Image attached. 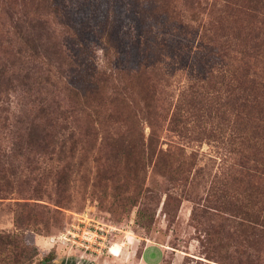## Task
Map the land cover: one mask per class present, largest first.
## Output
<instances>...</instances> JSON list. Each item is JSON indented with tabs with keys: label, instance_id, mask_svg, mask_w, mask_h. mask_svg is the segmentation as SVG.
<instances>
[{
	"label": "rangeland",
	"instance_id": "rangeland-1",
	"mask_svg": "<svg viewBox=\"0 0 264 264\" xmlns=\"http://www.w3.org/2000/svg\"><path fill=\"white\" fill-rule=\"evenodd\" d=\"M213 1L216 6L223 4ZM236 3L247 12V0ZM145 5L139 0H0V63L14 68L13 55L22 48L14 26L35 24L36 20L50 24V43H60L71 57L79 55L83 67L90 66L91 59L100 63L108 50L107 39L116 51L121 40L139 39L143 44L136 53L150 62L157 56L174 76L168 87L159 86L162 103L174 102L185 78L201 72L199 76L206 75L180 60L192 52L206 56L211 49L199 39L207 19L201 11L203 0H175L174 6L183 16L180 22L151 14L152 8ZM220 17L212 16L211 22L220 18L235 28L246 16ZM65 22L78 31L75 39L64 37L72 34L70 30L65 33ZM174 40L181 42L176 49L171 47ZM69 73L75 76V68ZM205 92L211 94L208 86ZM4 100L8 112L2 115L12 122L27 108L29 98L17 88ZM83 116L76 132L79 145L51 163L70 169L59 173V179L68 175L66 184L56 187L52 182L47 158L27 169L22 158L0 156V170L5 175L0 191V264H264V237L256 235L261 228L249 221L253 216L251 198L234 180L240 168L224 145L205 137L192 142L185 154L188 165L182 169L174 165L171 180L163 179L158 169L139 170L132 165L121 168L120 178L107 180L118 171L105 162L106 147L99 146L107 134L94 139L100 153L90 150V120ZM144 132L147 135L149 128ZM136 134L126 137L135 140ZM181 140L164 132L161 144L166 148ZM3 141L1 149L6 153L10 144L6 137ZM18 165L20 172L13 178L11 171ZM38 166L41 169L33 170ZM42 168L46 169L43 174ZM143 174L147 176L143 188L152 193L130 197L127 202L112 198L123 176L132 190ZM33 189L39 192L33 193ZM61 199L65 205L56 207L54 200Z\"/></svg>",
	"mask_w": 264,
	"mask_h": 264
},
{
	"label": "trees",
	"instance_id": "trees-1",
	"mask_svg": "<svg viewBox=\"0 0 264 264\" xmlns=\"http://www.w3.org/2000/svg\"><path fill=\"white\" fill-rule=\"evenodd\" d=\"M139 1L152 8L151 14L172 21L183 19L174 6L175 0ZM220 1L223 4L216 6L213 0H203L201 9L207 19L201 25L199 39L200 44L211 48L209 54L192 52L180 57L183 65L205 71L206 75L199 76L201 72L185 78L174 102L165 105L160 99L159 86L168 87L174 76L165 70L157 56L150 62L136 53L143 44L141 40H121L116 51L107 39L108 50L100 63L94 64L91 59L87 62L90 66L83 67L79 55L74 53L71 57L62 51L60 43H50L51 26L46 21L16 24L14 28L22 48L13 55L14 68L7 69L0 63V156L22 158V166L27 169L44 163V158L50 162L46 166H51L53 161H60L66 150L72 153L79 145L76 132L84 115L90 120L93 138L90 150L100 153L94 139L101 133L107 134L99 146L106 147L105 162L118 170L107 180L120 178L119 171L127 165L139 170L158 169L163 179L171 180L174 165L177 169L188 165L185 154L192 142L198 143L202 137L215 138L224 145L227 154L235 155L234 161L240 169L234 180L251 198L253 216L249 221L255 228H261L256 235L264 237V0H247L244 6L247 12L240 10L242 5L236 0ZM148 9L143 7V11ZM236 13L246 17L235 28L220 19L221 15L236 16ZM214 15L220 18L212 23ZM64 26L68 27L65 33H72L64 37L75 39L78 31L72 30L68 22ZM179 45V40L171 43L173 49ZM131 64L135 66L129 70ZM72 68L75 76L69 73ZM206 86L211 94L205 92ZM17 88L29 101L27 108L20 110L22 115L8 122L9 118L2 115L8 112L4 98ZM145 127L149 128L147 135ZM164 132L182 139V143L171 142L163 148ZM133 133H137V138L127 139L126 134L133 136ZM4 137L10 144L6 153L1 149ZM15 168L10 174L13 178L21 166ZM37 168L41 169L38 166L33 170ZM45 168L40 170L42 174ZM64 170L70 172L67 167L48 169L56 187L67 183L68 175L59 179L60 171ZM4 176L1 169L0 191ZM124 178L112 198L127 202L130 197L152 193L143 188L146 174L132 190L127 188ZM34 192L39 190L33 189ZM54 203L56 207L65 205L62 199ZM19 219L17 223L21 224L22 218Z\"/></svg>",
	"mask_w": 264,
	"mask_h": 264
},
{
	"label": "built area",
	"instance_id": "built-area-1",
	"mask_svg": "<svg viewBox=\"0 0 264 264\" xmlns=\"http://www.w3.org/2000/svg\"><path fill=\"white\" fill-rule=\"evenodd\" d=\"M66 239V238H65ZM68 240V239H67ZM75 243V241H73ZM86 249H88V247H86Z\"/></svg>",
	"mask_w": 264,
	"mask_h": 264
},
{
	"label": "flooded vegetation",
	"instance_id": "flooded-vegetation-1",
	"mask_svg": "<svg viewBox=\"0 0 264 264\" xmlns=\"http://www.w3.org/2000/svg\"><path fill=\"white\" fill-rule=\"evenodd\" d=\"M73 262H74V261H73ZM73 264H78V263L74 262Z\"/></svg>",
	"mask_w": 264,
	"mask_h": 264
}]
</instances>
